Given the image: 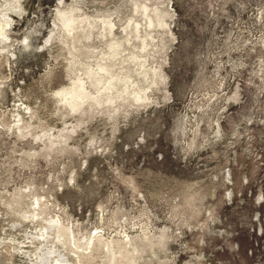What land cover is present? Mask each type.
<instances>
[{
	"label": "rangeland",
	"instance_id": "rangeland-1",
	"mask_svg": "<svg viewBox=\"0 0 264 264\" xmlns=\"http://www.w3.org/2000/svg\"><path fill=\"white\" fill-rule=\"evenodd\" d=\"M0 264H264V0H0Z\"/></svg>",
	"mask_w": 264,
	"mask_h": 264
},
{
	"label": "bare ground",
	"instance_id": "bare-ground-1",
	"mask_svg": "<svg viewBox=\"0 0 264 264\" xmlns=\"http://www.w3.org/2000/svg\"><path fill=\"white\" fill-rule=\"evenodd\" d=\"M105 23H106V22H105ZM107 23H108V22H107ZM109 24H110V23H109ZM1 27H2V26H1ZM109 28H110V30H111V28H112V24H110V27H109Z\"/></svg>",
	"mask_w": 264,
	"mask_h": 264
}]
</instances>
